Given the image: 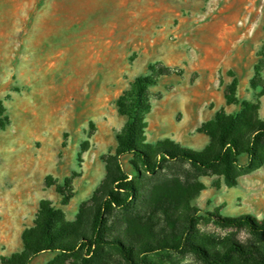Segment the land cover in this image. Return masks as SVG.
<instances>
[{"label":"rangeland","instance_id":"1","mask_svg":"<svg viewBox=\"0 0 264 264\" xmlns=\"http://www.w3.org/2000/svg\"><path fill=\"white\" fill-rule=\"evenodd\" d=\"M165 68L177 74L149 89L141 147L207 151L204 126L222 110L242 111L225 99L234 82L239 103L256 105L264 122V0H0V102L9 119L0 129V259L23 251L43 201L67 222L78 219L117 156L127 124L119 99L138 78ZM134 163L121 159L143 201L165 182L204 186L191 203L197 245L214 251L240 241L264 252V238L209 216L263 221L264 166L229 188L223 177L186 163H166L142 178ZM143 208L138 202L117 213L115 228ZM147 264L201 263L184 251L151 255Z\"/></svg>","mask_w":264,"mask_h":264},{"label":"trees","instance_id":"2","mask_svg":"<svg viewBox=\"0 0 264 264\" xmlns=\"http://www.w3.org/2000/svg\"><path fill=\"white\" fill-rule=\"evenodd\" d=\"M176 74L165 68L155 78H138L119 99V113L127 118V124L118 139L117 156L109 162L103 188L84 205L78 219L67 222L61 210L43 201L35 227L23 234V251L1 258L0 264H34L43 256L51 257L46 264H147L151 255L184 251L201 264H264V252L258 246L230 241L222 250L208 251L195 243L191 234L196 209L191 203L204 190L203 185L165 182L155 186L143 201L140 188L121 166L122 158L132 157L142 178L156 175L166 163H186L223 177L229 188L237 187L242 175L264 166V122L256 105L239 103L236 82L227 89L225 99L228 106H241L242 111L227 115L222 110L204 126L203 132L211 140L207 151L197 153L169 143L158 149L141 147L148 128L146 116L152 110L149 89L160 77ZM8 125L0 102V129ZM138 202L145 208L125 216L122 227L116 229L113 219L117 213H128ZM209 216L220 227L246 231L254 239L264 238V220Z\"/></svg>","mask_w":264,"mask_h":264}]
</instances>
